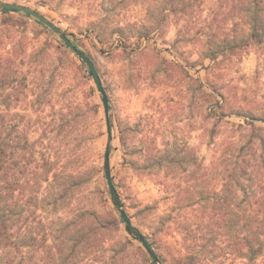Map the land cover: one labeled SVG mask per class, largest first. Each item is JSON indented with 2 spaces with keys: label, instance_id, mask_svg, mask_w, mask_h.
I'll return each mask as SVG.
<instances>
[{
  "label": "rangeland",
  "instance_id": "obj_1",
  "mask_svg": "<svg viewBox=\"0 0 264 264\" xmlns=\"http://www.w3.org/2000/svg\"><path fill=\"white\" fill-rule=\"evenodd\" d=\"M227 2L0 0V126L2 140L13 145L9 154L15 151L21 162L20 183L27 193L28 173L47 161L52 174L77 171L87 180L57 213L52 198L46 212L34 201L31 225L38 233L53 224L63 228L71 214L88 209L91 228L102 227L94 244L82 242L69 260L75 241L68 236L65 264H151L113 203L107 152L123 208L163 264H245L238 234L232 241L223 229L229 212L237 223V204H244L234 187L222 192L224 160L227 150L241 147L243 158L264 159V44L247 52L225 49L211 60L203 45L214 46L212 29L224 38L235 35L236 43L245 30L239 9ZM3 3L40 13L92 60L107 113L87 65L42 23L2 11ZM23 157L31 162L26 170ZM210 223L221 225L223 236L204 249ZM188 254L194 259L183 257Z\"/></svg>",
  "mask_w": 264,
  "mask_h": 264
},
{
  "label": "trees",
  "instance_id": "obj_2",
  "mask_svg": "<svg viewBox=\"0 0 264 264\" xmlns=\"http://www.w3.org/2000/svg\"><path fill=\"white\" fill-rule=\"evenodd\" d=\"M222 1H228L227 3H231L234 8L239 9L238 13H241V23H244L245 30H241L239 43H236L235 35L229 39L224 38V34L220 35L212 29L210 36L211 39H216L214 46H209L210 43L203 45L207 47V54L212 61L217 60L219 56L226 52L225 49L233 52L235 48L239 47L243 52H247L255 45L264 44V0ZM2 11L17 12L5 9L3 6ZM217 39H222L224 44H228L226 45L228 48H225L226 46L223 43L222 45L219 44ZM211 97L216 98L214 95H211ZM213 105L214 107H219V102ZM107 111L105 110V113ZM238 115L242 116V114ZM247 115L252 120L255 119L252 114ZM112 125L111 117L108 116L106 118V127L109 135L113 128ZM12 148L13 145L2 140V128L0 126V264H65V259L68 258L69 260L75 257V250L81 246L82 242H84L87 248L90 245L92 246V243L95 241V234L102 227L91 228L92 224L89 222V219L92 215L89 214L88 209H84L77 216L71 214L68 223H66L67 221L64 222V224L66 223L65 227L54 228L53 224L49 229L43 228L38 233L34 231L31 225V218L37 210L32 207L34 206V201L36 204H44V208H41L43 212H46V205L48 203L45 202L48 198H52L53 212L57 213L59 208H63V199L67 197L66 195H74L80 187L86 185V176L82 172L77 171H65L62 175L58 172L52 174V165L47 161L35 168L33 172L28 173L26 180L23 182L27 189V193H25L23 184L20 183L21 162L14 158L15 151L10 152V154L8 152ZM242 150L243 147H241L239 152L237 151L238 153L227 150L230 151L228 153L229 157H226L224 160L226 176L222 192H225L230 187H234V189L231 188V191L235 193L234 196L236 197L241 194L243 196L241 202L244 204L242 206L239 203L237 204V208H239L237 223H235L233 212L227 213L230 216H228L226 224L224 223L223 229L231 231L228 234H230L232 241H234L232 233L235 231L238 234L236 245H239V248L237 254L240 259L245 261V264H264V159L259 162L255 157L249 159L243 158L241 154ZM22 162H24L23 168L25 170L31 164L29 159L25 157H23ZM60 177L62 178L61 182H59ZM44 185L46 186L44 187ZM56 186L61 189L57 194L59 196L56 197L57 195H55L58 188L50 194L51 196H48L47 192ZM111 196L113 203L118 208L123 207L118 194L115 195L111 191ZM25 197L26 200L23 202ZM61 200L62 203L60 202ZM225 201L228 202L227 199ZM58 204H60L59 208ZM78 219L81 220L77 221ZM123 222L125 223L124 219ZM71 225L72 228L70 229ZM215 225V229L214 226L211 228L212 223L204 226L205 229H208L206 230L207 233L204 234L205 237L202 239L206 240L205 246H202L204 249L208 243L215 245L218 241L217 239L223 236V233L220 232V229H222L221 225L218 223H215ZM125 230L134 240L141 243L139 237L143 234L132 225L131 221L129 225L125 223ZM68 236L75 243L70 248L69 256L63 259L68 243L64 241H70ZM145 238L147 239L146 236ZM87 241H89V244ZM150 244L152 246V243ZM217 249L218 246H214L213 250ZM231 249L232 253L235 254L234 249L232 247ZM154 252L159 264H163V258L156 253L155 249ZM223 253L225 254L226 252ZM183 257H190L191 260L194 259L192 258L193 254ZM151 264H154L152 260Z\"/></svg>",
  "mask_w": 264,
  "mask_h": 264
},
{
  "label": "water",
  "instance_id": "obj_3",
  "mask_svg": "<svg viewBox=\"0 0 264 264\" xmlns=\"http://www.w3.org/2000/svg\"><path fill=\"white\" fill-rule=\"evenodd\" d=\"M3 8L8 9V10H14V11H18V12H22L26 15H29L30 17L34 18L35 20H37L38 22L42 23L44 26H46L48 29H50L53 33H55L63 42L64 44L70 48L72 50V52H74L89 68L95 82L97 85V88L100 92V94L102 95V102H103V106L105 108V110L107 111L109 108V102H108V97L106 94V91L103 87L101 78L98 74V71L96 70L92 60L81 50H79L78 48H76V46L72 43V41L69 39L68 35L65 34L63 31H61L57 26H55L52 22H50L49 20H47L43 15H41L40 13L21 6V5H16V4H7V3H3L2 4ZM105 170H106V178H107V184L108 187L110 188V190L117 195L115 186H114V182H113V178L111 176V172H110V164H109V153L107 152L106 157H105ZM119 212L122 216V218L124 219L125 223L127 225L130 224V219L126 213V211L124 210L123 207H119ZM140 241L143 244L144 248L146 249L150 259L152 260V262L154 264H159L158 262V258L151 246V244L149 243V241L145 238V236L141 235L140 237Z\"/></svg>",
  "mask_w": 264,
  "mask_h": 264
}]
</instances>
